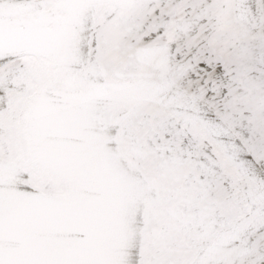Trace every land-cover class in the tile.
Wrapping results in <instances>:
<instances>
[{"label":"snow or ice","instance_id":"obj_1","mask_svg":"<svg viewBox=\"0 0 264 264\" xmlns=\"http://www.w3.org/2000/svg\"><path fill=\"white\" fill-rule=\"evenodd\" d=\"M0 264H264V0H0Z\"/></svg>","mask_w":264,"mask_h":264}]
</instances>
